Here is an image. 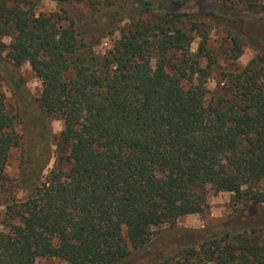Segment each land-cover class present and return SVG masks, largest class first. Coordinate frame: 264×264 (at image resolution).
I'll return each mask as SVG.
<instances>
[{
	"label": "trees",
	"instance_id": "obj_1",
	"mask_svg": "<svg viewBox=\"0 0 264 264\" xmlns=\"http://www.w3.org/2000/svg\"><path fill=\"white\" fill-rule=\"evenodd\" d=\"M14 1L0 5V37L10 39L1 52L16 69L28 63L42 91L30 98L23 77L12 74L19 102L29 100L38 121L37 151L30 132L18 129L22 112L9 111L0 93V184L14 148L30 170L28 194L8 205L0 227V264L42 257L126 264L146 251L159 226L201 212L211 188L244 204L263 196L264 53L220 73L215 90L207 85L218 63L209 47L215 27L226 30L234 61L245 45L257 47L248 14L179 10L184 0H56L91 6L80 24L64 6L37 13L32 0ZM214 1L250 13L261 6ZM114 28L120 35L97 52V36ZM48 118L64 128L57 164L39 184L50 160ZM143 264H264V213Z\"/></svg>",
	"mask_w": 264,
	"mask_h": 264
},
{
	"label": "rangeland",
	"instance_id": "obj_2",
	"mask_svg": "<svg viewBox=\"0 0 264 264\" xmlns=\"http://www.w3.org/2000/svg\"><path fill=\"white\" fill-rule=\"evenodd\" d=\"M156 5L160 4L162 0H153ZM14 0H0V5L14 4ZM35 4V10L39 12H51L60 11L62 7L68 9L80 24L89 21L92 15V7L84 1H73L69 4L62 5L56 0H32ZM224 6V7H222ZM201 7L212 8L216 11H221L228 16L246 15V27L254 35L253 45H245L242 55L239 59L234 61L226 54L228 47L231 44L230 38L223 28L215 27L210 32L209 47L216 51L218 55V63L214 73L208 79V87L211 90H215L218 87L220 73L223 71L239 70L246 66L253 58L258 54L264 53V0H261V6L258 12L250 13L244 8L230 7V5H222L216 3L214 0H184L183 6L179 10L182 11H197ZM100 35H103L102 37ZM97 36V42L95 43V50L99 53H105L111 46L112 41L120 34L117 28L112 31H108L105 34L102 33ZM1 41L9 43L8 37H0ZM199 37H195L191 50L193 53L197 52L199 46ZM0 44V93L5 95V102L7 108L11 112L21 111L24 116V122L19 124L18 129L24 132V129L30 132V143L36 148L33 151H37L38 139L36 138V129L38 121L34 110L30 109V103L28 101L19 102L17 93L19 89L16 88L15 78L12 74L18 73L25 80L24 88L30 94V98H38L42 91V82L31 69L28 63H24L19 68L14 66L6 59L5 53L1 52ZM260 51L262 53H260ZM27 102V103H26ZM46 125L50 137L49 152L50 160L45 170L36 177L37 183H42L50 169H52L58 160V148L57 139L60 132L64 128V121L57 118H48ZM39 129V128H38ZM35 132V133H34ZM29 135V134H28ZM69 166V165H68ZM67 166V167H68ZM30 173L29 168L25 169L21 165V150L18 148L12 149L7 166L6 180L0 184V227L5 228L4 221L6 219V211L9 204L13 203V200H23L28 194V190L24 185L25 179ZM20 183L23 186H20ZM248 187H244L246 190ZM248 190V189H247ZM263 195L259 200H249L248 202H239L235 200V194L227 191L217 192L211 188L207 204L205 208L198 213L188 214L179 217L173 223H166L159 226V233L153 236V242L146 249V251L139 252V254H133L130 258V264H143L153 258H156L161 253H166L178 247L198 242L202 237H205L209 232H216L218 230L230 229L234 226H241L244 223L255 220V217L259 212L264 213V181H262L258 190ZM137 253V252H136ZM126 263V264H129ZM36 264H70L64 259L58 257H42L39 258Z\"/></svg>",
	"mask_w": 264,
	"mask_h": 264
}]
</instances>
